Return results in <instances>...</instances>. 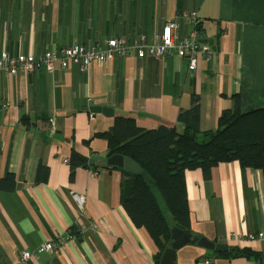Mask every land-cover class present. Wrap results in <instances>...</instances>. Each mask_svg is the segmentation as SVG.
Masks as SVG:
<instances>
[{"label": "crops", "instance_id": "crops-1", "mask_svg": "<svg viewBox=\"0 0 264 264\" xmlns=\"http://www.w3.org/2000/svg\"><path fill=\"white\" fill-rule=\"evenodd\" d=\"M190 13L212 50L194 72L171 54L114 56L85 71L70 63L0 75V264H14L20 252L47 241L57 242L55 249L26 264H156L158 250L122 207V175L107 165V143L95 134L119 117L142 130L177 127L193 99L201 131L215 130L223 111L264 108V0H0V58L150 39L169 20L181 38L194 29L184 17ZM92 106L113 116L92 115ZM73 153L87 166L72 170L63 162ZM39 164L46 181L36 179ZM184 178L192 234L225 249L199 247L200 238L191 237L170 264H264V239L244 237L264 234V170L230 162L213 167L207 180L201 170Z\"/></svg>", "mask_w": 264, "mask_h": 264}, {"label": "trees", "instance_id": "trees-1", "mask_svg": "<svg viewBox=\"0 0 264 264\" xmlns=\"http://www.w3.org/2000/svg\"><path fill=\"white\" fill-rule=\"evenodd\" d=\"M199 123L200 107L193 99L192 107L178 114L177 127L142 130L134 119L119 117L109 131L95 134L107 143V157L131 159L152 182L138 173L116 169L122 175L121 205L133 225L145 229L154 242L156 264L171 243L173 226L178 225L194 240L200 238L190 230L186 171L201 170L207 180L211 169L223 163L238 162L242 168L264 170V108L246 113L236 108L223 111L215 130L201 131ZM68 165L72 170L87 166L75 153ZM39 176L40 181H46L47 170L41 164L36 169L37 180ZM233 251L235 256L250 255L247 250Z\"/></svg>", "mask_w": 264, "mask_h": 264}, {"label": "built area", "instance_id": "built-area-1", "mask_svg": "<svg viewBox=\"0 0 264 264\" xmlns=\"http://www.w3.org/2000/svg\"><path fill=\"white\" fill-rule=\"evenodd\" d=\"M184 17L194 29L189 35L181 38L177 32V22L169 20L163 26L161 32L153 35L150 39H147L146 36H139V38L132 40L124 38L111 39L103 44H96L90 49L72 46L61 49L58 54L44 53L39 58L32 54H18L14 57L3 55L0 58V75L15 76L18 73L27 74L38 70L40 67L53 71L56 65L64 69L70 63L77 65L81 71H85L94 63L110 62L114 56H120L121 58L134 56L139 59L148 56L159 59L171 54L186 60L188 71L194 72L200 61H210L212 50L208 43L199 42L200 36L196 28L200 20L197 18L196 13H190L184 15ZM63 162L69 164V159H64ZM77 201L82 209L84 198H77ZM84 229L86 228H80L81 236L84 235ZM88 229L93 232L96 231L97 226L91 223ZM244 237L248 241H258L264 239V234H244ZM66 239L73 241L75 237L72 234H68ZM56 246L57 242L47 241L34 252L22 251L14 264H26L36 257L38 253L51 252Z\"/></svg>", "mask_w": 264, "mask_h": 264}, {"label": "water", "instance_id": "water-1", "mask_svg": "<svg viewBox=\"0 0 264 264\" xmlns=\"http://www.w3.org/2000/svg\"><path fill=\"white\" fill-rule=\"evenodd\" d=\"M200 43H211L207 39H200ZM89 112L92 115L102 114L105 117H112L113 111L110 108L102 107V106H92L89 108ZM108 166L113 167L114 169H123L126 171H130L133 173H138L140 176L149 184H151V180L145 172H142L141 168L133 162L131 159L123 158L120 155H112L107 158L106 161ZM171 233V243L168 248L165 249L161 256L160 264H170L175 260L176 250L186 243L191 241V236L186 234L183 230H181L178 225H175L170 230ZM197 245L199 247L209 249V250H224L225 247L222 245H215L205 238H200L197 241Z\"/></svg>", "mask_w": 264, "mask_h": 264}, {"label": "rangeland", "instance_id": "rangeland-1", "mask_svg": "<svg viewBox=\"0 0 264 264\" xmlns=\"http://www.w3.org/2000/svg\"><path fill=\"white\" fill-rule=\"evenodd\" d=\"M187 62V61H186Z\"/></svg>", "mask_w": 264, "mask_h": 264}]
</instances>
